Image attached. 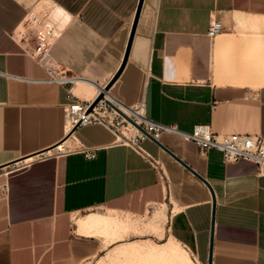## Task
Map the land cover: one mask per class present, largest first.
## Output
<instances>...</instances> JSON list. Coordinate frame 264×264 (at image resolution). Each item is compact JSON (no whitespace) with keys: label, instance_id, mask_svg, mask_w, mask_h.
Instances as JSON below:
<instances>
[{"label":"crops","instance_id":"crops-1","mask_svg":"<svg viewBox=\"0 0 264 264\" xmlns=\"http://www.w3.org/2000/svg\"><path fill=\"white\" fill-rule=\"evenodd\" d=\"M140 1L0 0V264H83L106 248L90 222L99 210L143 216L156 206L200 264H264V173L254 163H226L168 132L166 149L142 143L150 157L103 124L68 137V92L91 100L110 83ZM213 20L224 30L210 38ZM40 30L52 60L90 81L44 82L19 43ZM110 90L183 132L264 134V0H143Z\"/></svg>","mask_w":264,"mask_h":264},{"label":"built area","instance_id":"built-area-1","mask_svg":"<svg viewBox=\"0 0 264 264\" xmlns=\"http://www.w3.org/2000/svg\"><path fill=\"white\" fill-rule=\"evenodd\" d=\"M223 30V23L220 20H213L208 29V36L215 38ZM19 43L24 51L47 71L48 76L44 82L71 87L80 81H90L70 73L52 60L49 55L50 48L45 40V30L35 34L23 33L19 37ZM106 86L97 87L96 95L91 100H81L72 91L68 92L67 97L70 103L65 112L68 134L72 131L74 133L80 127L103 124L117 135L120 143L131 146L144 156L150 157L142 147L145 140L160 141L163 133H175L194 141L205 153L212 149L220 151L226 163L248 161L254 163L260 173H264V134H216L211 126L206 124L196 125L192 132H183L173 125L148 118L144 102L127 105L115 97L110 89L106 90ZM101 93L104 97L89 111L92 103ZM64 148L56 147V152H64L66 150ZM86 156L93 158L95 153L89 152Z\"/></svg>","mask_w":264,"mask_h":264},{"label":"rangeland","instance_id":"rangeland-1","mask_svg":"<svg viewBox=\"0 0 264 264\" xmlns=\"http://www.w3.org/2000/svg\"><path fill=\"white\" fill-rule=\"evenodd\" d=\"M98 213L108 223L98 226L94 233L103 238L106 248L83 264H186L184 257H181L182 254L179 255L180 257L177 256L178 259L174 256L176 253L173 254L172 250L177 249L178 241L167 230L168 217L163 207H153L143 216L124 215L104 210H99ZM99 228L101 229L98 230ZM179 245L182 250L189 252L193 260V263L189 264H200L192 251L180 243ZM158 252L160 253L156 255ZM178 254L179 252L176 255ZM180 258L183 259L180 260Z\"/></svg>","mask_w":264,"mask_h":264},{"label":"bare ground","instance_id":"bare-ground-1","mask_svg":"<svg viewBox=\"0 0 264 264\" xmlns=\"http://www.w3.org/2000/svg\"><path fill=\"white\" fill-rule=\"evenodd\" d=\"M81 84V83H80ZM82 85V84H81ZM30 160H33V158H31V157H29V158H27V159H25V161L27 162V161H30ZM104 216V215H103ZM105 218H106V216H105ZM108 218V217H107ZM111 221H112V219H110ZM86 221V220H85ZM84 221V222H85ZM114 221V220H113ZM90 222L91 223H93V224H95V225H104V224H106V223H108L105 219H103L102 217H99V216H97V217H94V216H92L91 218H90ZM87 223V222H86ZM85 223V224H86ZM89 223V222H88ZM82 224H84L83 222H82ZM81 224V225H82ZM84 224V225H85ZM90 224H88V226H89ZM91 226V225H90ZM89 226V227H90ZM84 227V226H83ZM105 227V226H104ZM101 228H99L98 230H100ZM102 229H104V228H102ZM178 245H176V247H177V249H175L174 248V246H172L173 248H174V250H172L173 251V254H177L178 252H179V254L178 255H174L175 257H177V256H179L180 254H182L181 255V257H184V261H185V263L186 264H189V263H193V260L191 259V257H190V255L188 254L189 252H187L186 250H182L181 249V247H180V245H179V243L178 242H176ZM173 244V243H172ZM174 245V244H173ZM169 247V246H168ZM171 248V247H170ZM173 248H171V249H173ZM169 249V248H168ZM171 249H169L170 251H171ZM171 251V252H172ZM125 252V251H124ZM175 252V253H174ZM160 252H158V253H156V255L157 254H159ZM162 253V252H161ZM125 254V253H124ZM150 255H151V253H149ZM191 254V253H190ZM133 255V254H132ZM162 255H163V253H162ZM161 255V256H162ZM147 256V255H146ZM164 256V255H163ZM149 257V256H148ZM160 257V256H159ZM180 257V256H179ZM179 257H177V259L179 258ZM153 258V257H152ZM155 258V257H154ZM160 259V258H159ZM181 259H183V258H180V260ZM162 260V259H161ZM165 262V261H164ZM171 262V261H170ZM184 264V263H183Z\"/></svg>","mask_w":264,"mask_h":264},{"label":"water","instance_id":"water-1","mask_svg":"<svg viewBox=\"0 0 264 264\" xmlns=\"http://www.w3.org/2000/svg\"><path fill=\"white\" fill-rule=\"evenodd\" d=\"M142 3H143V0L140 1V4H139V8H138V14H137V17H136V20H135V24H134V27H133V31H132V35H131V38H130V41H129V45H128V49H127V52H126V57L124 59V62L121 66V68L119 69V71L116 73V75L113 77V79L110 81V83L106 86V90L110 89L111 86L114 84V82L118 79V77L120 76L125 64H126V61H127V58H128V53H129V49H130V45H131V42H132V38H133V35H134V32H135V29H136V24H137V20H138V16L140 14V10H141V7H142ZM104 97V94L101 93L96 99L95 101L92 103L91 107L89 108V111H91L93 109V107L96 105V103L102 99ZM73 133V131H72ZM70 133V135L72 134ZM68 135V137L70 136ZM156 141V140H154ZM161 147H163L164 149H166L163 145H161L159 143V141H156Z\"/></svg>","mask_w":264,"mask_h":264}]
</instances>
